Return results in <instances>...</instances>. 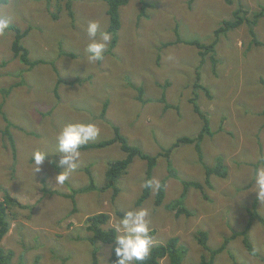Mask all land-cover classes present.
<instances>
[{
    "label": "rangeland",
    "instance_id": "1",
    "mask_svg": "<svg viewBox=\"0 0 264 264\" xmlns=\"http://www.w3.org/2000/svg\"><path fill=\"white\" fill-rule=\"evenodd\" d=\"M7 1L0 6V19H8L9 25L22 31L30 29L23 40L30 59L46 61L28 67L12 50L15 32L0 36V89L11 88L9 94L0 90V110L13 124L10 139L4 135L8 123L0 114V202L8 190L30 206L12 207L15 220L0 243L13 252L11 264H93L94 248L98 249L97 264H109L111 246H93L87 239V219L101 212L110 215L107 226L116 229L127 211L147 209L150 230L157 232L153 244L179 237L189 249L183 264L200 262L198 231H207L209 245L217 248L227 236L246 228L253 206L264 218V201L254 192L256 169L264 165V15L254 28L260 45L253 42L246 22L220 37L215 62L209 55L201 63L197 47L188 44H210L225 20H235L233 13L240 3L248 11L247 20L264 8V0H234V4L145 0L151 6L144 15L140 1L132 0L120 10L121 28L113 54L96 63L85 57L86 29L90 21H96L101 31H107L103 0H71L74 22L67 8L70 0ZM177 30L183 42L167 46L175 43ZM63 50L74 57L62 54ZM89 76L83 83H65ZM59 79L65 82L58 85ZM195 82L206 88L197 90L196 96ZM132 84L142 86L144 99L150 101H139ZM194 97L212 132L200 144L203 162L194 144L179 145L168 159L162 154L179 138H195L203 129L204 122L191 102ZM78 123H95L100 129L87 144L113 139L116 126L131 145L156 159L150 195L141 206L136 203L150 165L140 157L134 158L117 182L116 197L113 189L85 192L76 195L74 206L72 199L60 194L87 186V168L96 184L103 185L108 163L126 156L119 143L81 149L77 169L63 184L56 183L55 177L66 170L58 166L56 136L65 126ZM37 150L49 153L39 172L32 159ZM219 159L227 177L213 175L212 187H205L204 193L188 190L182 203L190 215L177 216L165 208L184 193V181L204 183L205 167H214ZM169 162L177 177H168ZM163 181L165 198L156 207ZM249 235L258 256L251 255L238 236L216 264H264L263 222L254 220Z\"/></svg>",
    "mask_w": 264,
    "mask_h": 264
},
{
    "label": "trees",
    "instance_id": "2",
    "mask_svg": "<svg viewBox=\"0 0 264 264\" xmlns=\"http://www.w3.org/2000/svg\"><path fill=\"white\" fill-rule=\"evenodd\" d=\"M132 0H103L101 1L102 3L107 4V10L106 14L109 18V26L107 28V31L112 34V40H111V45L104 53V56L107 54H113V50L116 48L118 45V32L121 28V15H120V10L121 8L127 6ZM134 1V0H133ZM141 6L142 13L141 15L146 14V11L148 9V6H151L149 3H145V0H139ZM228 4H234V0H224ZM8 1L7 0H0V6L6 4ZM67 8L69 9V15L72 19V22L75 21L74 18V12L72 11V2L71 0L68 1L67 3ZM244 5L239 4L238 8L234 11L233 15L235 17L234 21H229L225 20L222 23V26H220L216 31H215V38L213 42L210 44H204L198 41H191L188 42V44L197 47L199 50V56L201 57L202 61L201 63L204 64L205 59L211 55L210 57L212 58V62H215V52H216V46L219 43V39L222 35L226 34L228 31L238 28L241 25H243L245 22L249 24V30L250 34L253 37V42L256 45H260V43L257 39V34L254 30V28L257 26L258 21L263 17L264 15V8L256 12L253 15V19H247L245 20V15L248 14V11H244ZM54 18H57V15H54ZM13 31L15 32V39L13 42V47L12 50L14 52L15 57L20 58V61L27 65L30 68L35 67L38 64H44L46 63L45 60L43 59H37V60H32L30 59V51L28 47H26L23 44V40L29 35L30 29H26L25 31H22L21 28L14 26V25H9V28L7 31ZM177 39L175 43H168L167 46H172L178 43H182L183 40L179 37L178 30L176 31ZM62 54H69L66 53L64 50L62 51ZM70 56L74 57V54H69ZM92 77L89 76L85 80L81 79H76L73 82H65L62 79H59L57 84H61L63 82L69 84V85H75L77 83H83L84 81L90 80ZM197 81H200L199 75L197 78ZM264 84V82H262ZM134 87L135 85L132 84ZM138 90V100L144 103L149 102V99H144V91L142 86H137L134 87ZM199 89H205L204 86L201 84L199 85L198 83H194V92L195 96L196 91ZM1 90V89H0ZM11 88L7 90H1V92L5 94L10 93ZM164 100V99H163ZM165 101V100H164ZM197 99L194 97L191 99V102L194 105V110L197 114H199L200 118L204 122V126L202 131L198 134L197 137L195 138H190V137H181L175 143L170 149H167L162 155L167 156L168 159H170V154L172 153V150L177 148L179 145L182 144H194L195 149L198 153L199 160L203 162V152L201 148V142L204 139V136L206 134L211 135L212 132L210 131L209 127V121L206 118V116L200 111V108L198 104L196 103ZM107 105H105V110L102 114L104 116L106 114V108ZM168 108V106H166ZM264 112V110H263ZM0 114L3 116L4 120L8 123V127H6L4 131V135L10 136L11 139V134L9 132V127L12 126L13 124L11 121L8 119V116L4 114L0 110ZM114 132L115 136L113 139L108 140V141H100L97 143H89L83 145L80 150H89V149H99V148H105L108 147L114 143H119L121 150L126 154L125 158L116 160V161H110L108 163L107 170L105 172V183L101 186L96 184L95 178L93 173L87 168L88 176H89V184L87 186H84L82 188L73 190L72 193H60L62 196L66 198L72 199V202L74 206L76 205V195L78 194H83L85 192H90V191H98V192H105L107 190L113 189L114 192V197H116L119 193V189L117 188V182L119 179L125 175L128 171L129 166L133 162L134 158L140 157L144 160H147L149 162V169L147 172V179H146V186L144 188V191L137 201L136 205L141 206L144 201H146L150 195V190L151 186L149 185L151 174H152V169L155 166L156 159L148 156L143 152V150L138 147V146H133L129 143L128 139L120 132V129L116 126H114ZM14 147V146H13ZM169 176L168 177H177V173L175 169H173L172 164L169 162ZM206 168V179L204 183L200 182H187L184 181V193L181 195V197L177 200H175L173 203L166 205L165 208L168 211L171 212H176L177 216H180L182 213H186L187 215H190V212L184 208L183 206V198L185 197L186 193L190 188H195L197 190H200L204 193L205 187H212L211 184V177L213 175H216L221 178H226L227 177V172L224 169L223 161L219 159L217 161V164L214 167H205ZM165 190H166V185L165 181H163L160 184L157 200H156V207L161 206L163 204L164 198H165ZM59 193V192H58ZM206 196V195H205ZM14 206H19L21 208L27 209L28 205L22 204L20 201H18L16 198H14L8 190H4L3 194V200L0 202V243L3 241L5 236L9 233L11 229V224L15 220V215L12 211V207ZM250 214L249 218V224L246 226V228L243 231H235L231 236H227L224 240L223 243L215 248L211 247L209 245V233L204 230H200L196 234V240L201 246V256H200V262L198 264H216L217 262V257L225 252L228 249L229 243L231 240L236 239L238 236H242L243 242L249 253L253 256H258L257 251L251 242L249 231L252 227V222L254 220H260L264 224V218L259 214L257 207L253 206V209L248 210ZM110 220V215L105 212H101L98 214L91 215L88 219V232L90 233V236L87 237L89 242L95 246L98 245V243H103L111 246V252H110V257H109V264H116V256L114 253V248H115V237L117 236L116 229L113 227H109L108 222ZM156 230H150V234L152 238L154 239L156 236ZM189 249L186 245L181 243L179 237H172L169 239V241L165 244H153V247L151 249V253L149 257L143 262V264H163V260L168 259L169 264H183L184 259L188 253ZM98 256V249L94 248L93 249V264H97V258ZM13 257V252L12 251H6L3 247L0 246V264H11V260ZM233 261L235 260L233 257H231Z\"/></svg>",
    "mask_w": 264,
    "mask_h": 264
},
{
    "label": "clouds",
    "instance_id": "3",
    "mask_svg": "<svg viewBox=\"0 0 264 264\" xmlns=\"http://www.w3.org/2000/svg\"><path fill=\"white\" fill-rule=\"evenodd\" d=\"M9 23L8 19H0V36L5 35ZM86 34L89 41L85 49L86 59L90 63L102 61L104 52L112 40V34L108 31H101L96 21L88 23ZM99 133L100 129L95 123L69 124L58 133L56 136V151L59 153L58 166H66V170L55 177L56 183L63 184L69 174L77 169L81 155L80 148L90 140L96 139ZM48 156L49 153L39 150L32 154L36 172L41 171V166ZM254 182V192L258 194L259 200L264 201V165L256 169ZM148 186H151V182ZM116 232L119 233L114 240L116 264H143L149 257L154 243L150 234L148 210L127 211L120 219Z\"/></svg>",
    "mask_w": 264,
    "mask_h": 264
}]
</instances>
